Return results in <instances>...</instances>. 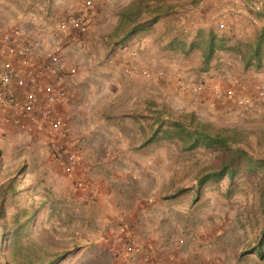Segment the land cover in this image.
I'll use <instances>...</instances> for the list:
<instances>
[{
  "label": "rangeland",
  "instance_id": "rangeland-1",
  "mask_svg": "<svg viewBox=\"0 0 264 264\" xmlns=\"http://www.w3.org/2000/svg\"><path fill=\"white\" fill-rule=\"evenodd\" d=\"M85 1L91 4L87 31H58L57 23L78 14ZM168 6L157 24L136 32L130 51L121 40L130 17L121 22L120 11L142 8L135 16L142 22ZM199 27L229 47L215 51L205 75L196 66L199 50L184 56L166 49L172 35L190 41ZM4 34L10 42L1 41ZM36 38L45 42L43 57L57 48L76 68L57 107L79 165L67 174L51 155L47 131L12 123L0 108V232L1 223L11 233L25 223L11 264L57 256L55 264H121L116 251L130 231L153 235L159 249L176 251L183 263L264 264V245L262 258L250 256L264 228V0H0V52L12 45L17 58ZM5 61L12 62L0 64ZM187 64L194 73L182 75ZM140 69L150 76H139ZM228 72L242 75L229 84L247 105L212 95L196 107L211 75ZM243 78L252 83L248 95ZM190 112L245 131L250 155L232 177L222 170L224 150H186L156 132L157 117L169 121ZM1 250L0 262L9 261Z\"/></svg>",
  "mask_w": 264,
  "mask_h": 264
},
{
  "label": "built area",
  "instance_id": "built-area-1",
  "mask_svg": "<svg viewBox=\"0 0 264 264\" xmlns=\"http://www.w3.org/2000/svg\"><path fill=\"white\" fill-rule=\"evenodd\" d=\"M78 9V14L68 13L66 18L57 23L58 31L76 33L87 31L90 25V15H88L91 9L90 1H85ZM82 9L85 11L82 12ZM1 41L8 43L11 41V36L4 34ZM34 47V43H25L20 50L18 63L5 61L0 64V108L15 121L25 122L35 129L47 131L52 157L61 164L67 174L73 175L79 165V158L76 153L68 149L65 119L56 107L66 99L65 81L69 76L75 75L76 68L65 63L59 49L46 53L38 63V72L40 75L54 79V83L44 84L41 93H37L33 88L29 72L26 71ZM141 74L145 77L150 76L146 71H142ZM202 89V85L198 86L199 91ZM259 90L262 96L264 91ZM211 92L215 98L231 99L240 106H246L249 102L244 96L237 95L233 88H214ZM120 220L125 222L126 219L123 217ZM142 236L130 231L126 238H122L124 240L116 251L121 264H171L161 262V249ZM182 243L183 240L178 241L179 245Z\"/></svg>",
  "mask_w": 264,
  "mask_h": 264
},
{
  "label": "trees",
  "instance_id": "trees-1",
  "mask_svg": "<svg viewBox=\"0 0 264 264\" xmlns=\"http://www.w3.org/2000/svg\"><path fill=\"white\" fill-rule=\"evenodd\" d=\"M172 6L163 8H155L151 11L153 17L147 21H136L135 16L142 12V8H137L134 12L130 8L125 7L120 11L121 22L130 17V27L128 31L124 32L121 36V40L126 42L132 38H135V34L139 30H147L149 27L157 24L160 18L168 10L170 11ZM166 49L170 51H178L184 56H188L192 50L197 49L201 53V61H199V70L201 72H207L210 68L213 55L217 50L229 49L225 45V41L211 31H205L203 28H197L194 37L187 41L186 37L181 38L172 35L167 43ZM158 129L156 132H161L165 137L176 138L184 146L186 150H193L196 148H215L225 151L227 158L222 162L223 172H229L232 177L237 172V167L242 163L243 159L249 157L250 153L247 151V136L245 131L237 127H225L217 126L211 122H205L197 119L193 112L179 115L177 118L169 121L160 117H157ZM155 137V134L152 136ZM251 162L250 160H248ZM223 174V173H222ZM173 196V195H172ZM2 207H0V212ZM16 219V218H15ZM2 217H0V221ZM17 220V219H16ZM25 223L19 222L16 229L13 232H9L6 228V223H1L3 230L0 232V248L4 249L10 255L9 261H2L0 264H11V261H15L14 252L10 251L11 247L16 245V236H20ZM263 245H264V228L261 230L259 241L251 248L252 253L256 252L258 258L263 257ZM2 255V250L0 252ZM245 254V253H243ZM0 255V257H1ZM59 260V256L51 257L46 263L41 264H55ZM29 264V263H26Z\"/></svg>",
  "mask_w": 264,
  "mask_h": 264
},
{
  "label": "crops",
  "instance_id": "crops-1",
  "mask_svg": "<svg viewBox=\"0 0 264 264\" xmlns=\"http://www.w3.org/2000/svg\"><path fill=\"white\" fill-rule=\"evenodd\" d=\"M37 38H36V41H35V45L37 46L36 47V51H35V55H33V56L31 55V57H30V64H29L28 68H26V71L29 72V76H30V79L32 81L33 88L37 91V93L38 92L41 93L42 86L44 84H47V83H52V82L54 83V79L49 78V77H46L43 74L40 75L39 72H38V63L43 59V55L42 54H43V51H44L41 47L44 46L45 42L40 43L39 39H37ZM135 41H136L135 38H132V39H130V40L127 41V43H126L128 45L127 48H129L130 51H133L134 50L133 47L135 46V43H134ZM55 45H57L58 47H60V49H61V47L62 48L64 47L63 43L60 46H59L58 43L55 44ZM14 53L15 52H14V49H12V45H9V47H7L6 49H3V51L0 52V61L1 60L2 61H4V60H11L12 63H14V64L18 63V57L17 58H16V56L14 57ZM65 63L68 65L67 62H65ZM196 66L198 67L199 64H197ZM194 68L195 67L193 66V69ZM189 69L191 70L192 68H191V66L189 64H187L185 66V68H183L181 70L180 73L182 75L187 74L188 72L191 73V74H193L194 72L192 70L190 72ZM142 71H149V70H143V69L137 70V72H138L137 74L139 76L145 77L144 75L141 74ZM202 73H203V75L207 74L206 72H202ZM157 74H159V73L157 72ZM240 76H242V75H239L237 73H233L232 74V73L228 72L222 78L219 77L218 75H215V76L211 75V78H209L208 81L211 84V87H220V88H223V89H227V88H232L230 86V84H229L230 79L232 77L237 78V77H240ZM241 83H242V86H244V89L242 90L243 93L245 95H248V92H249V90H250V88L252 86V83L249 82V81H247L244 78L242 79ZM191 85H192V87L194 86V84H190V86ZM192 87L190 88V90L193 89ZM211 87H207L203 91L201 90L202 92H200V94H198L197 97L194 98V100H195L194 101V105L196 107H198L199 105H205L206 103H209V101H213L214 100V97L212 96V92L210 90ZM75 91H72V93H71L72 99H75L76 98V92ZM186 91H189V89L186 90ZM70 92H71V90H70ZM239 94H242V93L239 91ZM181 95H182V93H181ZM188 101H186V102H188ZM197 101H199V102L197 103ZM200 102H202V103H200ZM62 103L63 102H60V104H62ZM60 106L56 107L59 111L62 108ZM191 108H193V106L190 107V109ZM11 120H12V123H14L13 121H15V120H13V119H11ZM105 156L106 155H102L101 158H105ZM152 234H154V233H152ZM147 239L150 240L151 242H153L154 244H158V246H159V241L156 242V239L154 238L153 235L148 234V238ZM162 250L163 249H161V251H160V260H161V262H169L171 264H191V263H188V262L187 263H183L180 260V257L178 256V254L175 253L176 251L173 252L170 249L169 250H166V251H164V250L162 251ZM253 255L256 256V252L250 254V256H253ZM196 258L197 257H195V259ZM246 258L247 257L243 258V260H245ZM240 259H242V258H240ZM240 259H237V261H239ZM196 260H198V259H196ZM240 261H242V260H240Z\"/></svg>",
  "mask_w": 264,
  "mask_h": 264
}]
</instances>
